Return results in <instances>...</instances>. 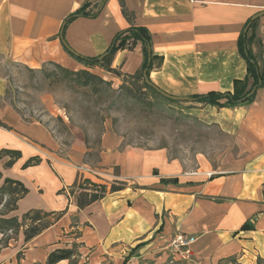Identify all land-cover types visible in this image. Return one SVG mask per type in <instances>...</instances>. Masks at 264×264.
Returning a JSON list of instances; mask_svg holds the SVG:
<instances>
[{
    "label": "crops",
    "instance_id": "obj_1",
    "mask_svg": "<svg viewBox=\"0 0 264 264\" xmlns=\"http://www.w3.org/2000/svg\"><path fill=\"white\" fill-rule=\"evenodd\" d=\"M86 1L96 10L97 0H0V57L30 69L49 62L92 70L68 53L61 35L77 55L92 57L103 54L119 31L142 26L150 33L147 75L157 87L189 97L233 91L234 80L246 74L238 37L250 18L264 11V0H123L133 13L130 21L119 0H105L96 15L68 20ZM253 21L245 33L254 36L248 45L264 76V14ZM144 59L138 42L133 50H118L111 66L133 74ZM5 88L0 74V98ZM190 103L188 113L233 140L209 167L199 163L189 169L164 147L122 145L107 129L92 166L83 136L64 148L41 121L24 119L0 102V150L20 152L11 166L9 155L0 158V186L10 178L27 189L7 216L31 209L64 212L28 241L20 229L0 249V264H45L51 251L74 243L78 255L56 264L76 259L77 264H257L264 259V86L248 104ZM31 157L38 163L24 167ZM81 178L108 186L102 198L83 208L68 192ZM117 180L124 187L110 191ZM246 222L251 227L242 229ZM178 232L196 237L186 259L165 249Z\"/></svg>",
    "mask_w": 264,
    "mask_h": 264
},
{
    "label": "rangeland",
    "instance_id": "obj_2",
    "mask_svg": "<svg viewBox=\"0 0 264 264\" xmlns=\"http://www.w3.org/2000/svg\"><path fill=\"white\" fill-rule=\"evenodd\" d=\"M88 71L103 81L83 86L55 64L30 69L0 57V74L6 82L0 102L11 104L24 119L41 121L64 148L74 137L83 136L89 148L86 160L92 166L97 165V150L106 129L122 145L164 147L189 169H197L199 163L214 165L233 145L232 138L217 126L188 113L190 102H199L171 101L143 88L140 80L99 67Z\"/></svg>",
    "mask_w": 264,
    "mask_h": 264
},
{
    "label": "trees",
    "instance_id": "obj_3",
    "mask_svg": "<svg viewBox=\"0 0 264 264\" xmlns=\"http://www.w3.org/2000/svg\"><path fill=\"white\" fill-rule=\"evenodd\" d=\"M99 3H104L105 0H97ZM123 15L128 19L132 20L133 13L130 12L123 0H119ZM93 10L91 7V1H86L82 6L75 11L74 14L68 17V20L75 15L82 16H94L98 13V9ZM252 21L249 27L254 24ZM253 34L248 36L246 33H241L237 40V49L239 54L246 62V74L243 79L234 80L233 91L219 92V91H208L202 94H194L190 97L202 105H212L215 107H233L241 104H248L255 98L256 92L259 88L264 86V76L259 66L256 55H254L249 48V41L253 38ZM138 42H141L142 49L144 51L145 59L140 69L135 71L133 74H122L116 68L112 67V60L115 53L118 50L128 49L133 50ZM78 61L86 65V67L94 68L99 67L112 73L116 76H125L130 80H140L142 87L152 90L157 93L150 85L146 84L143 78V70L148 69L151 63L148 61V57L151 56L150 52V33L142 26L131 25L128 28L119 31L115 34L112 41L108 45L106 51L99 56L84 57L80 55H74L68 52ZM60 67L66 74L72 75L74 81L79 85H90L93 82L103 81L102 78L87 69H80L77 71L69 70L63 66L55 64ZM125 80V78L123 79ZM160 95V94H159ZM172 101V100H171ZM2 124V123H0ZM3 155H9L10 159L6 162L7 166H11L15 159L20 157L18 150L1 149L0 158ZM39 159L36 157L29 158L24 164V167L28 165L38 163ZM123 184L112 182L109 186L110 191H115L123 188ZM108 186L104 183H96L90 181L87 178H81L78 183H75L69 189V195H74L76 204L78 207L83 208L84 206L102 198L107 192ZM27 189L23 184L17 180L5 178L3 184L0 186V249L7 246L9 240L16 235L20 229L24 234V241H28L35 235L42 232L45 228L55 223L64 213L63 211L53 212L44 211L41 209H31L23 213L20 217L16 215L7 216V213L16 209L17 201L21 198ZM251 227L250 223L246 222L242 224L241 228ZM77 244L74 243L69 248H56L51 251L46 259L45 264H56L62 259H72L78 255ZM22 257V252H18L16 255L17 261ZM40 264V263H34ZM257 264H264V259L258 258Z\"/></svg>",
    "mask_w": 264,
    "mask_h": 264
},
{
    "label": "built area",
    "instance_id": "obj_4",
    "mask_svg": "<svg viewBox=\"0 0 264 264\" xmlns=\"http://www.w3.org/2000/svg\"><path fill=\"white\" fill-rule=\"evenodd\" d=\"M195 240L193 235L178 232L167 241L165 249L172 255H178L180 259H186Z\"/></svg>",
    "mask_w": 264,
    "mask_h": 264
},
{
    "label": "water",
    "instance_id": "obj_5",
    "mask_svg": "<svg viewBox=\"0 0 264 264\" xmlns=\"http://www.w3.org/2000/svg\"><path fill=\"white\" fill-rule=\"evenodd\" d=\"M264 14V11H260V12H257L256 14H254L249 22L247 23V25L245 26L244 30H243V33L246 32L247 28L249 27V25L251 24V22L253 20H255L256 18H258L259 16L263 15ZM61 40H62V43L63 45L65 46V48L71 52L72 54L74 55H77L76 52L71 49L67 43L63 40L62 38V35H61ZM150 60V57H148V61ZM143 78H144V81L146 84L150 85L157 93H159L161 96L165 97V98H168L170 100H173V101H187V100H192L191 97L189 96H176V95H172V94H169L167 92H165L164 90L160 89L159 87H157L155 84H153L149 78H148V75H147V69H144L143 70Z\"/></svg>",
    "mask_w": 264,
    "mask_h": 264
}]
</instances>
